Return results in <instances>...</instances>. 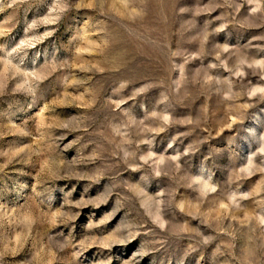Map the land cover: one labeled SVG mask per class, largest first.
Masks as SVG:
<instances>
[{"label": "rangeland", "instance_id": "374dc122", "mask_svg": "<svg viewBox=\"0 0 264 264\" xmlns=\"http://www.w3.org/2000/svg\"><path fill=\"white\" fill-rule=\"evenodd\" d=\"M0 264H264V0H0Z\"/></svg>", "mask_w": 264, "mask_h": 264}]
</instances>
